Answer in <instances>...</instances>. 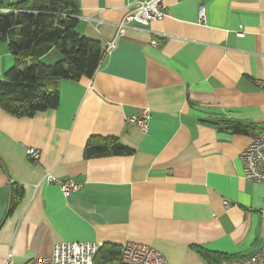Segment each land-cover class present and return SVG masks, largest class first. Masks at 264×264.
<instances>
[{
	"label": "crops",
	"instance_id": "1",
	"mask_svg": "<svg viewBox=\"0 0 264 264\" xmlns=\"http://www.w3.org/2000/svg\"><path fill=\"white\" fill-rule=\"evenodd\" d=\"M76 1V32L114 47L91 78L59 82L55 109L20 118L0 109V264L49 256L62 242L144 244L168 264H208L194 246L254 254L264 183L244 178L240 154L264 128V0H162V20L121 37L116 24L140 0ZM58 59L51 51L42 62ZM14 65L0 41V79ZM144 110L147 134L125 123ZM92 137L130 153L85 158ZM47 174L80 188L66 197Z\"/></svg>",
	"mask_w": 264,
	"mask_h": 264
},
{
	"label": "trees",
	"instance_id": "2",
	"mask_svg": "<svg viewBox=\"0 0 264 264\" xmlns=\"http://www.w3.org/2000/svg\"><path fill=\"white\" fill-rule=\"evenodd\" d=\"M7 8L16 13L0 14V41L7 44L15 65L0 79V109L18 118L55 109L59 104V82L91 78L105 52L99 42L76 32V0H22ZM51 51L59 54L60 59L47 65L42 59ZM227 128L236 134L249 132V128L236 122L227 123ZM262 131L264 128L257 135ZM108 151L115 155L130 153L115 139L92 137L86 143L84 156L101 157ZM14 206L12 198L9 210ZM193 249L208 264L238 260L206 252L197 246ZM119 252V246L104 245L97 260L102 263L115 261Z\"/></svg>",
	"mask_w": 264,
	"mask_h": 264
},
{
	"label": "built area",
	"instance_id": "3",
	"mask_svg": "<svg viewBox=\"0 0 264 264\" xmlns=\"http://www.w3.org/2000/svg\"><path fill=\"white\" fill-rule=\"evenodd\" d=\"M19 1L22 0H9L10 4ZM164 11L162 0L135 2L122 20L116 24V37L123 36L131 24L146 27L153 21L162 20ZM14 13H16L14 9L0 8V14ZM198 20L200 23L204 22L203 7L198 8ZM152 45H156V42H152ZM113 47L114 41L107 42L105 53ZM149 119L148 110H144L139 117H126L125 123L136 126L141 133L147 134ZM25 153L32 162H38L40 159V151L35 148H26ZM240 160L246 180L264 183V131L259 133L241 152ZM44 180L58 186L62 195L66 197L80 188V184L72 179L56 180L50 174H47ZM261 217L264 222V210L261 212ZM103 246L104 244L98 242H62L53 246L49 256L34 258L25 264H168L165 257L153 247L132 242L120 246L118 259L102 263L97 260V255ZM8 258L6 264H9ZM217 264H264V242L259 250L249 257L240 260H222Z\"/></svg>",
	"mask_w": 264,
	"mask_h": 264
},
{
	"label": "rangeland",
	"instance_id": "4",
	"mask_svg": "<svg viewBox=\"0 0 264 264\" xmlns=\"http://www.w3.org/2000/svg\"><path fill=\"white\" fill-rule=\"evenodd\" d=\"M52 56H53V53H51V54L49 55L48 59H50ZM53 63H55V61H54ZM53 63H52V62H50V63H49V64H47V65H50V64H53Z\"/></svg>",
	"mask_w": 264,
	"mask_h": 264
}]
</instances>
